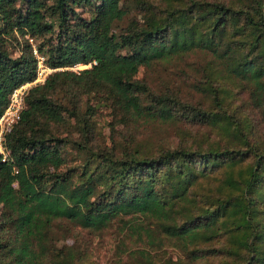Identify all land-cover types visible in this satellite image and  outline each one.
<instances>
[{
    "label": "trees",
    "instance_id": "trees-1",
    "mask_svg": "<svg viewBox=\"0 0 264 264\" xmlns=\"http://www.w3.org/2000/svg\"><path fill=\"white\" fill-rule=\"evenodd\" d=\"M133 4L142 20H126ZM30 37L56 69L29 87L3 137L0 264H41L37 247L55 222L103 229L147 219L193 260L264 264V0H0V116L36 77ZM198 51L212 106L138 76ZM103 107L117 119L112 144L98 130ZM180 118L221 136L131 145L129 128Z\"/></svg>",
    "mask_w": 264,
    "mask_h": 264
},
{
    "label": "rangeland",
    "instance_id": "rangeland-1",
    "mask_svg": "<svg viewBox=\"0 0 264 264\" xmlns=\"http://www.w3.org/2000/svg\"><path fill=\"white\" fill-rule=\"evenodd\" d=\"M126 20H142L136 4H133ZM33 42L38 46L39 40L34 38ZM13 53L16 55L17 50ZM202 53L193 52L156 61L149 66L144 65L138 76L155 89L169 86L181 91L183 97L189 101L212 106L211 97L200 87L204 80L202 68L205 56ZM97 121L101 139L103 137L107 143L112 144L111 124L113 121L117 123V119L114 120L111 109L103 107L97 115ZM119 124L120 129L124 128L122 123ZM130 130L135 135L129 139L131 145L151 151L180 143H204L221 136L216 127L207 123L194 124L183 118L171 121L151 120L138 127H131L129 132ZM117 140L120 145L128 139L119 136ZM200 179L209 184L205 178ZM41 239L43 249L40 244L37 247L41 264H219L221 260L214 256L204 261L193 260L188 246L166 236L153 219H147L134 227L128 226L126 221L115 220L103 229L83 227L66 220L55 222L52 229ZM213 241L209 240L208 243Z\"/></svg>",
    "mask_w": 264,
    "mask_h": 264
},
{
    "label": "built area",
    "instance_id": "built-area-1",
    "mask_svg": "<svg viewBox=\"0 0 264 264\" xmlns=\"http://www.w3.org/2000/svg\"><path fill=\"white\" fill-rule=\"evenodd\" d=\"M30 41L33 45V52L38 60L37 74L33 80L27 81L14 89L5 111L0 116V152L4 154L3 160H5L9 154V150H6L4 147L3 137L5 132L10 130L14 123L21 117V112L24 107L25 93L30 86L45 82L50 73L56 69L47 63L46 56L39 51L37 45L33 42L34 38L30 37ZM91 64V62L76 63L74 65L68 66V68L79 70L82 69L83 66L88 67Z\"/></svg>",
    "mask_w": 264,
    "mask_h": 264
}]
</instances>
